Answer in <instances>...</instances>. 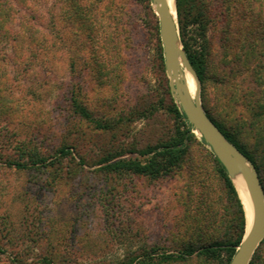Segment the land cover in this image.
Returning a JSON list of instances; mask_svg holds the SVG:
<instances>
[{
  "label": "rangeland",
  "instance_id": "374dc122",
  "mask_svg": "<svg viewBox=\"0 0 264 264\" xmlns=\"http://www.w3.org/2000/svg\"><path fill=\"white\" fill-rule=\"evenodd\" d=\"M30 1L20 4L25 16L40 11L45 31L56 22V42L46 53L0 38V264H43L44 256L57 264H129L143 249L155 261L157 251L233 239L241 222L237 199L196 129L195 140L185 139V159L169 175L99 170L103 165L97 162L108 151L142 150L181 128L171 110V97L177 101L153 0H120L123 10L108 20L119 35L117 56L96 54L92 41L81 35L76 1ZM236 17H228L234 26L241 23ZM209 36L205 93L215 103V86L229 70L228 49L220 29L212 28ZM70 91L93 117L118 120L114 129H96L76 113ZM201 100L204 105L202 85ZM61 147L70 153L60 164L17 169L5 163L34 151L49 158ZM193 194L199 195V212L190 207ZM259 254L264 264V242ZM218 263L195 258L185 264Z\"/></svg>",
  "mask_w": 264,
  "mask_h": 264
},
{
  "label": "trees",
  "instance_id": "16d2710c",
  "mask_svg": "<svg viewBox=\"0 0 264 264\" xmlns=\"http://www.w3.org/2000/svg\"><path fill=\"white\" fill-rule=\"evenodd\" d=\"M69 1L77 2L73 11L75 23L78 24L81 35L87 36L92 41V48L95 53L108 54L113 52L117 56L120 52V39H117L119 36L117 29L116 31L113 29L115 23L109 24L108 20L114 16L117 10H123L124 6L121 5L120 0H90L87 4H82L80 0ZM29 2L31 1L0 0V38H4L6 41L11 40L14 43L21 41L22 44L28 45L36 52L44 50L49 53L56 42L54 36L56 22H49L51 26L45 31V28L40 26L38 21L42 18L40 11L32 9L28 14L29 17L25 16L22 11L20 4H28ZM176 7L179 38L200 79L207 114L220 128L225 138L236 145L254 164L258 172L263 174L264 0H176ZM233 15H236L237 20L241 21L239 25L234 26L228 20V17ZM19 17L23 19L21 23L18 21ZM215 27L220 29L222 34L220 42L228 49L224 55V61L227 67L229 66V70L219 78L215 86L216 101L213 103L205 91L213 45L209 32ZM232 48L234 49L233 54L229 52V49ZM101 63L105 65L106 61L103 59ZM112 65L117 64L113 63ZM102 70L106 71V68ZM73 93L70 91L76 113L89 119L96 129H114L118 120L93 117L84 104L76 102ZM171 99V110L182 128L178 130L175 136L160 144L149 145L142 150L108 151L97 162V164L103 165L99 170L131 172L154 178L171 174L187 155L188 145L185 144V139H196L193 132L194 127L188 121L181 106L172 97ZM209 103L212 106H209ZM202 141L209 146L203 137ZM68 149L70 148L61 147L55 156L49 158L34 151L25 159H8L5 163L17 169L47 167L55 163L60 164L65 156L70 153ZM128 153H137L138 156L127 157ZM209 153L214 157L216 170L226 184L229 193L237 199L240 208L241 222L235 237L227 241L214 240L198 245L192 243L173 251L163 249L162 252H156L155 261H152L154 256L148 253L147 249H143L139 255L131 259L129 264H185L195 258L218 260V264L230 263L245 234L244 206L226 168L212 150ZM261 181L264 186V177L262 176ZM198 201L199 195L193 194L190 207L193 210L196 206L195 210L199 212ZM195 210L190 215L194 220L199 218ZM188 226V230L193 232V226L191 224ZM263 242L264 240L261 244ZM257 251L258 248L249 264H259L261 255H257ZM42 261H44L43 264H57L55 259L50 256H44ZM64 261L67 262V259L65 258ZM117 264H123V261H119Z\"/></svg>",
  "mask_w": 264,
  "mask_h": 264
},
{
  "label": "water",
  "instance_id": "95a60500",
  "mask_svg": "<svg viewBox=\"0 0 264 264\" xmlns=\"http://www.w3.org/2000/svg\"><path fill=\"white\" fill-rule=\"evenodd\" d=\"M153 2L159 16L165 66L173 97L181 106L188 121L201 134L215 156L226 168L230 178L232 173L239 171L246 179L252 201V223L248 229L247 213L243 207L246 218L245 234L229 264H249L255 251L264 240V186L254 164L236 145L225 138L220 128L207 114L201 100L200 79L179 38L176 0L175 16L172 15L166 0H153ZM182 65L190 71L196 81L195 97L190 94L183 78Z\"/></svg>",
  "mask_w": 264,
  "mask_h": 264
},
{
  "label": "bare ground",
  "instance_id": "6f19581e",
  "mask_svg": "<svg viewBox=\"0 0 264 264\" xmlns=\"http://www.w3.org/2000/svg\"><path fill=\"white\" fill-rule=\"evenodd\" d=\"M166 1H167L168 5L171 9L172 15L175 16V0H166ZM182 66L184 69L183 78L185 79V82L187 83L190 94L192 95V97H195L196 81H195L193 75L190 73V71L187 70L186 67H184V65H182ZM231 179L233 180V183L237 189L239 197L241 198L243 206L246 210L247 218H248L247 227L249 229V227L251 226V223H252L253 210H252L251 196H250V192H249V188H248L246 179L243 176V174L239 171L232 173Z\"/></svg>",
  "mask_w": 264,
  "mask_h": 264
}]
</instances>
